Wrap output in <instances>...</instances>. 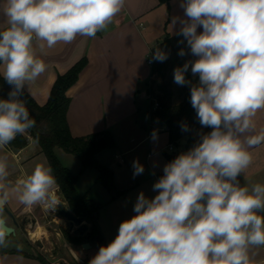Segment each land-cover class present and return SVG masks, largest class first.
<instances>
[{
  "label": "clouds",
  "instance_id": "clouds-1",
  "mask_svg": "<svg viewBox=\"0 0 264 264\" xmlns=\"http://www.w3.org/2000/svg\"><path fill=\"white\" fill-rule=\"evenodd\" d=\"M126 0H3L0 17V77L10 86L0 98V150L36 127L23 99L47 65L37 54L77 36L95 39L114 22ZM182 16H174V35L182 37L180 57L190 56L173 71L174 83L187 86L200 126L195 143L163 164L162 175L132 202L131 217L119 223L117 234L101 245L88 264H264V183H241L253 164L251 149L264 146V0H180ZM179 25L177 28L176 26ZM169 53L159 46L153 61ZM198 78L194 83L187 73ZM182 132H190L187 122ZM203 129H210L208 132ZM29 139L32 137L29 135ZM151 141L159 142V129ZM39 140V134L35 138ZM133 178L145 166L134 159ZM158 161L153 162L152 175ZM7 156H0V250L22 243L5 215L15 196L27 207L42 205L55 213L68 208L53 169L37 163L31 173L13 183ZM0 264L4 260L0 259Z\"/></svg>",
  "mask_w": 264,
  "mask_h": 264
},
{
  "label": "crops",
  "instance_id": "crops-1",
  "mask_svg": "<svg viewBox=\"0 0 264 264\" xmlns=\"http://www.w3.org/2000/svg\"><path fill=\"white\" fill-rule=\"evenodd\" d=\"M2 2L3 0H0V3ZM179 3L180 0H162L161 3L158 0H126L125 7L114 18V22L104 31L98 32L95 39L77 36L70 44L60 43L52 49L45 48L46 54L39 50L40 41H34L37 54L46 63L47 70L30 86V94L26 93L38 106H43L47 102L56 77L64 74L79 60L85 58L86 65L79 73L77 81L66 91V97L70 101L66 112L68 130L74 138L108 131L115 143L112 151H118L119 148L113 134L114 129H117L124 121L134 119L138 115L140 110L136 105L137 98L143 99L147 103L145 113L149 125H159L155 121H151L149 116V102L145 94L146 83L149 79V66L146 61L164 35L175 31L169 32L171 19L166 11L171 10L172 18L182 16L183 10L179 7ZM4 26H6L4 18L0 17V29ZM176 27L178 28L179 25ZM2 70L0 67V71ZM256 122L258 128L264 126V112L258 114ZM158 129L159 134L165 136L167 145L165 128L159 125ZM144 132L143 139L136 145L147 141L151 148L153 144L150 139L151 127L149 133H146L145 129ZM251 151L254 158L253 164L247 170L246 175L239 179L242 184L246 181L264 183V146L251 149ZM102 152L96 155L98 163V157ZM128 152L129 150H124L120 155L125 156ZM112 155L117 160L118 169H121L120 165H123L124 161L119 157L122 156L116 153ZM0 156H7L9 179L13 183L25 174L31 173L37 163L43 162L39 161L43 155L38 152L35 143L29 137L24 149L13 152L4 148L0 150ZM105 168L113 173L114 185L117 190L122 191L115 182V168L110 165ZM150 171L151 174L153 170L150 169ZM155 175V178L158 179L162 172H155ZM117 201L118 199L112 202L108 200L106 204L112 206ZM6 208L17 221L24 217L35 218L37 209L41 212V214H37L40 217L47 212L42 205H34L30 208L22 205L15 196L10 198ZM101 210L102 205L99 212ZM99 212L96 216V226L107 244L117 234L119 215L114 209L110 214L109 227H106ZM6 217L8 224L11 225L9 217ZM83 243L88 242L83 241ZM88 244L90 249L95 248L98 251L95 245ZM67 250L68 253L65 257L56 258V264H67L66 258L71 260L70 264H88L90 258L87 257L88 255L84 252L86 250L81 249L80 245L67 248ZM256 251L257 260H264V249ZM0 259L4 260V264H41L35 259L18 254L0 252Z\"/></svg>",
  "mask_w": 264,
  "mask_h": 264
},
{
  "label": "trees",
  "instance_id": "trees-1",
  "mask_svg": "<svg viewBox=\"0 0 264 264\" xmlns=\"http://www.w3.org/2000/svg\"><path fill=\"white\" fill-rule=\"evenodd\" d=\"M158 1L162 2V0ZM180 39H182L180 36L164 35L158 43L157 46L169 53V58L164 62L153 61L152 54L155 49L152 51L145 94L149 102L150 120L165 128L167 146L177 149L180 141L184 140L182 151H187L195 143L197 138L195 133L201 129L195 119V110L190 104L189 88L178 86L173 80L174 69L177 66H182L188 59H192L190 56L180 57L178 55L180 48L185 47V45L178 44ZM85 65L86 59L82 58L67 72L58 75L50 89L47 102L43 106H38L25 92L23 99L26 101L30 115L36 120V127L29 134L17 136L6 148L13 152L22 150L27 146L29 135L32 137L31 140L35 143L38 152L43 155L47 165L53 169L60 191L63 193V199L68 202V210L75 217L88 222L89 238L87 242L95 245L98 250L101 245H106L96 226V216L101 205L77 193L75 186L78 176L86 170H95L97 172L96 183L107 192L110 202L123 197L125 192L117 190L113 181V173L96 160L98 153L114 149L115 143L111 134L104 131L86 137L74 138L68 130L66 112L70 101L66 97V91L77 81L78 75ZM186 75L194 83L198 80L191 76L190 71ZM9 91L10 86L0 77V98L6 99ZM182 121L189 124L190 132L181 131L180 123ZM202 131L208 132L210 129ZM37 134H39L38 142L35 140ZM55 149H60L79 161L80 172L77 176L72 175L67 168L60 164L54 154ZM163 155L168 162L177 154L163 153ZM62 236L72 246H79L83 241H86L84 237H73L63 229ZM0 252L18 254L35 259L41 264H49L39 254L6 250H0Z\"/></svg>",
  "mask_w": 264,
  "mask_h": 264
},
{
  "label": "rangeland",
  "instance_id": "rangeland-1",
  "mask_svg": "<svg viewBox=\"0 0 264 264\" xmlns=\"http://www.w3.org/2000/svg\"><path fill=\"white\" fill-rule=\"evenodd\" d=\"M166 14H168L169 18L172 20L171 10L166 11ZM174 30L175 29H173L171 25L169 32ZM169 36L173 37L174 34L169 33ZM136 105L140 110L138 115L134 119L124 121L117 129H114L113 134L115 136V142L118 145L119 150L103 151L98 157L99 163L103 166L107 167L110 165L115 168V182L117 186L125 192L124 196L119 198L116 204L107 206L106 203L109 200V196L102 186L96 183L97 172L95 170H86L80 174L75 186L76 191L80 196H85L102 205V210L99 212V216L105 221L106 227H109L110 214L114 209L117 210V214L119 215L117 218L119 223L134 214L132 212V202H134L139 191L143 190L149 197H152L156 194L152 192V184L156 180V175L150 174V169L153 170V162L158 161L159 167L155 168V172L160 171L161 173L163 164L166 163L163 153L167 155H171L172 153L178 155L182 151V146L184 144V140H182L180 141L179 147L177 149L173 148L172 151H170L167 148L165 136L159 134V142L156 144L153 143L151 148H149L147 141L136 145L140 140L143 139L145 135L144 129L146 133H149L150 127L151 130L159 128V125L157 124H152V126L149 125L146 119V101L137 98ZM129 127H133V129L130 130ZM124 150H129V152L125 156L120 155ZM113 153L122 156L119 157L124 161V164L120 165V167H122L121 169H118V165L116 164L117 160L113 158ZM54 154L56 155L60 164L67 168L72 175L77 176L79 174L80 163L74 156L66 154L60 149H55ZM137 158L145 166V172L143 175L133 178V169L131 164L132 161ZM43 159V156H41L39 161H43L41 163L47 166L46 161ZM56 213L57 211L55 213L47 211L42 217L38 219V225H35L34 227H26L27 231L24 230L25 228H21L19 230L16 229L14 231V235H10L14 242L23 244L24 250L20 253L39 254L49 264H56V258H63L68 253L67 248L76 247L67 243L63 239L62 229L64 222L56 216ZM35 214L36 216L37 214H41L40 210L37 209ZM56 232L58 237L63 240V244L58 243ZM55 243L56 246H54ZM36 244H40L42 248H37ZM55 247H57V249H55ZM83 250H86L84 252H86L88 258L94 256L97 252L95 248L90 249V246L88 249ZM6 251L16 252L15 248H9L6 249ZM65 261L67 264L71 263V260L68 258H66Z\"/></svg>",
  "mask_w": 264,
  "mask_h": 264
},
{
  "label": "water",
  "instance_id": "water-1",
  "mask_svg": "<svg viewBox=\"0 0 264 264\" xmlns=\"http://www.w3.org/2000/svg\"><path fill=\"white\" fill-rule=\"evenodd\" d=\"M5 214L14 223V218L11 215V213L8 211L7 208L5 209ZM56 216L64 222L63 223V230H65L69 235H71L73 237H84L86 241L88 240L89 229H88V222L87 221L75 217L68 210V208H64V207H60V209L57 210ZM10 235H14V229L10 233ZM56 237L58 238V243L63 244V240L58 237L57 232H56ZM80 247H81V249H88L89 244L83 243L80 245ZM55 249H57V247H55Z\"/></svg>",
  "mask_w": 264,
  "mask_h": 264
},
{
  "label": "flooded vegetation",
  "instance_id": "flooded-vegetation-1",
  "mask_svg": "<svg viewBox=\"0 0 264 264\" xmlns=\"http://www.w3.org/2000/svg\"><path fill=\"white\" fill-rule=\"evenodd\" d=\"M39 218H40V216H36L35 218H33V217H24V218L20 219L19 221H17V220L14 219V223L9 218L10 221H11V225L10 226H12V228L14 229V231L16 229L19 230L21 228L22 229L25 228L24 230L27 231L26 230V227H29V226H33L34 227L35 225H38L39 224V222H38V219ZM55 246H56V243H55ZM36 247L39 248V249L42 248V246L40 244H36Z\"/></svg>",
  "mask_w": 264,
  "mask_h": 264
},
{
  "label": "built area",
  "instance_id": "built-area-1",
  "mask_svg": "<svg viewBox=\"0 0 264 264\" xmlns=\"http://www.w3.org/2000/svg\"><path fill=\"white\" fill-rule=\"evenodd\" d=\"M146 63H147L148 66H150V63H151L150 56H149V58L147 59ZM155 106H156V105H155ZM155 106H154V108H155ZM168 150L171 151L172 148H171V147H168ZM115 158H116V157H115Z\"/></svg>",
  "mask_w": 264,
  "mask_h": 264
}]
</instances>
